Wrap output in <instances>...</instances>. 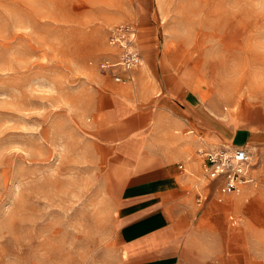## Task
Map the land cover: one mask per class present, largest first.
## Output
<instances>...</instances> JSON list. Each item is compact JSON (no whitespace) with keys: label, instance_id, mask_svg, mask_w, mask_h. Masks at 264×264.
Returning a JSON list of instances; mask_svg holds the SVG:
<instances>
[{"label":"rangeland","instance_id":"obj_1","mask_svg":"<svg viewBox=\"0 0 264 264\" xmlns=\"http://www.w3.org/2000/svg\"><path fill=\"white\" fill-rule=\"evenodd\" d=\"M127 22L227 136L264 129V0H0V264L121 263L126 182L96 131L117 86L98 64ZM221 132L197 149L199 173L187 169L202 187L199 152L229 146ZM211 190L198 205L185 187L179 214L207 239L243 236L227 209L237 195L219 202Z\"/></svg>","mask_w":264,"mask_h":264},{"label":"crops","instance_id":"obj_2","mask_svg":"<svg viewBox=\"0 0 264 264\" xmlns=\"http://www.w3.org/2000/svg\"><path fill=\"white\" fill-rule=\"evenodd\" d=\"M136 25L143 65L133 73L134 83L110 86L103 120L107 127L96 131L109 164L122 166L119 180L126 182L120 190V264H264V129H240L227 136L220 123L205 118L196 94L181 92V82H172L170 72L143 54ZM218 131L230 147H245L252 155L255 184L244 187L227 207L241 217L230 216L237 221L230 226L240 224L244 230L239 238L212 231L207 239L198 223L179 214V198L189 185L198 205L212 187L219 202L228 196L219 191V180L203 178L207 185L202 187L188 172L199 173L197 149H211L205 139L219 138ZM213 220V230L215 224L220 228L219 215Z\"/></svg>","mask_w":264,"mask_h":264},{"label":"built area","instance_id":"obj_3","mask_svg":"<svg viewBox=\"0 0 264 264\" xmlns=\"http://www.w3.org/2000/svg\"><path fill=\"white\" fill-rule=\"evenodd\" d=\"M107 42L112 52L99 62V70L116 84L134 83L133 73L143 65L138 26L129 22L114 26L109 31ZM199 153L204 157L203 177L211 181L219 180V191L223 195H238L247 185L255 184L250 176L252 155L249 149L224 146ZM183 168V165H179V169ZM198 200V203L203 201L200 195ZM229 220L232 226L237 223L234 217Z\"/></svg>","mask_w":264,"mask_h":264},{"label":"bare ground","instance_id":"obj_4","mask_svg":"<svg viewBox=\"0 0 264 264\" xmlns=\"http://www.w3.org/2000/svg\"><path fill=\"white\" fill-rule=\"evenodd\" d=\"M243 107V106H242ZM259 150V149H258ZM259 152V151H258ZM259 158V157H258ZM259 162V161H258ZM253 164V163H252ZM256 167V166H255Z\"/></svg>","mask_w":264,"mask_h":264}]
</instances>
